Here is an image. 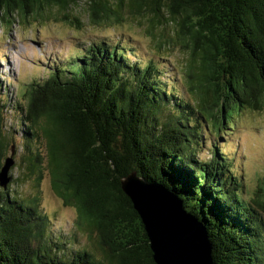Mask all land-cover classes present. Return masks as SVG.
Returning <instances> with one entry per match:
<instances>
[{"label": "trees", "instance_id": "obj_1", "mask_svg": "<svg viewBox=\"0 0 264 264\" xmlns=\"http://www.w3.org/2000/svg\"><path fill=\"white\" fill-rule=\"evenodd\" d=\"M83 1L88 24L112 33L102 41L91 33L20 87L26 103L13 108L22 152L0 186V264H155L120 187L132 171L173 188L206 227L215 264H264V191L245 199L240 173L210 139L241 109L264 103V0ZM77 2L0 0V23L48 19L41 14L57 8L55 20L82 29ZM127 21L145 23L153 49L139 56V40L118 31ZM41 140L46 155L35 147ZM10 142L0 125V169ZM16 166L36 186L42 167L49 171L55 195L76 210L72 231L51 230L40 195L20 189Z\"/></svg>", "mask_w": 264, "mask_h": 264}, {"label": "rangeland", "instance_id": "obj_2", "mask_svg": "<svg viewBox=\"0 0 264 264\" xmlns=\"http://www.w3.org/2000/svg\"><path fill=\"white\" fill-rule=\"evenodd\" d=\"M77 4L78 6L73 7V12L78 13L79 18L84 22L82 29H77L62 20H55L63 16L57 8L41 14L48 19H41L40 15L36 16L32 13L27 17L29 22L22 18L12 26L5 22L0 23V125L5 135L12 141L9 143V148H14V164L15 160L21 157L23 132L18 112L13 107L18 102L26 103L20 87L26 86L33 78H41L45 73L44 66L49 60L57 59L60 63L61 59L64 62L63 58L74 55L73 45L84 42L88 36H91V33L100 35L98 41L104 40L101 35L107 36L112 33L109 31L111 29L109 24L98 27L88 24L86 12H84L85 2L78 0ZM144 27L145 23L140 26L136 21H127L118 28L119 32L129 33L139 40V56L145 49L154 48L153 40L145 34ZM120 36L118 32H113L111 35L114 42ZM170 58L179 68L177 52H173ZM163 61L168 67L166 61ZM158 65L162 70L163 64L158 63ZM261 105V109L254 111L241 109L234 116L231 126L226 131H221L218 136L215 131H211L210 136L213 142L221 146L227 162L232 165L235 172L240 173L243 196L249 201L255 197L260 188V194H262V189L264 191V103ZM206 141L210 143L209 140ZM35 147L40 154L46 155L45 141L36 142ZM200 157L204 159L210 157L207 149H203ZM12 171L14 177L20 175L21 190L27 194L38 193L40 195L42 210L51 218L53 232H59L61 229L73 230L76 210L66 206L55 195L50 173L44 166L42 167V178L37 186L35 180L27 177L22 168L19 169L16 166ZM80 237L79 239L87 243V246H91L86 235H80ZM76 249L77 245L74 244L72 250ZM70 252L71 250H68L66 253L70 254Z\"/></svg>", "mask_w": 264, "mask_h": 264}, {"label": "water", "instance_id": "obj_3", "mask_svg": "<svg viewBox=\"0 0 264 264\" xmlns=\"http://www.w3.org/2000/svg\"><path fill=\"white\" fill-rule=\"evenodd\" d=\"M10 152L0 169L4 188L14 164L13 147ZM120 187L141 220L155 264H215L206 227L185 209L172 187L136 171L122 177Z\"/></svg>", "mask_w": 264, "mask_h": 264}]
</instances>
